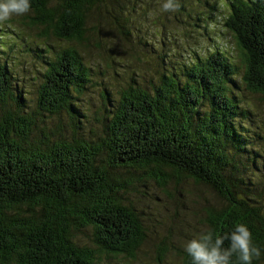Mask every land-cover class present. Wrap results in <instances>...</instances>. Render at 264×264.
Wrapping results in <instances>:
<instances>
[{"label": "trees", "instance_id": "1", "mask_svg": "<svg viewBox=\"0 0 264 264\" xmlns=\"http://www.w3.org/2000/svg\"><path fill=\"white\" fill-rule=\"evenodd\" d=\"M163 2L30 0L33 22L45 28L33 46L39 70L21 74L0 58V264H95L104 254L133 260L154 216L172 204L181 219L191 216L187 207L198 198L181 188L183 177L221 199L188 241L207 230L230 235L245 223L261 249L252 264H264V116L255 113L264 104V0H177L174 12H164ZM217 18H226L238 48H227L226 37L199 51L206 45L180 23L204 31ZM96 41L129 52L93 59ZM167 50L173 55L159 56ZM140 55L150 64L141 66ZM123 72L115 95L106 82ZM234 73L245 85L240 100L228 82ZM94 87L99 97L86 107L83 96ZM243 150L251 180L238 178V192L230 178L241 176L230 156ZM165 193L177 200L159 201ZM186 244L181 264H192Z\"/></svg>", "mask_w": 264, "mask_h": 264}, {"label": "rangeland", "instance_id": "2", "mask_svg": "<svg viewBox=\"0 0 264 264\" xmlns=\"http://www.w3.org/2000/svg\"><path fill=\"white\" fill-rule=\"evenodd\" d=\"M193 8L196 10L195 12H197L198 4L193 3ZM177 13L178 15L182 16L181 12L177 11ZM31 14L32 12L29 11L26 14L13 15L10 18L19 23L20 26L17 24H2V33L0 37V58L3 62H8L11 69H13L15 72L19 71L21 72V74H27L39 70L32 65L34 58V49L38 48L33 46L44 41V25L42 23L33 22V16ZM192 20L193 19H190V21ZM212 22V25H210V27L208 26L204 31L190 28L188 26V22L180 24L187 36L199 40L206 45L205 47H201L199 51L204 52L212 47H217L216 43H224L226 37L227 43L230 46L227 48L237 49L238 47L236 39L233 34L229 32H227V34H224L222 31V28H224L225 20L222 18H217ZM157 39H163L162 33L158 34ZM207 39L216 42L210 43L209 41H207ZM24 43L25 45H23L22 47H13V44L21 45ZM97 43L98 42L96 41L93 42V45H91L95 52L93 55V59H95L97 53L104 55L107 60H111V56L117 57L128 54L129 52V49L127 47H121L119 43H116V45L113 46L109 42L103 41V47L96 46ZM138 58L141 59L138 62H143L145 64H142L141 66H147V63H149V60L145 59V57L142 55L138 56ZM125 59L133 64L136 63L135 61L130 60L129 57H126ZM123 74L124 77L116 78L109 83L106 82L107 88H109L115 95L119 93V83L122 84L124 82V78L127 77L126 72H123ZM31 78V76L24 77V79L27 81H30ZM98 97V89L97 87H94L85 97L83 96L85 106H89L90 99L95 100ZM261 107L263 108L262 112H255L258 118L264 116V104ZM5 108H7L6 105L3 106V110ZM98 108L103 109L102 103L98 104ZM260 115L262 116L260 117ZM240 121L246 124H250L251 126L258 127V124H253V121L249 118L242 117ZM64 123L65 120L61 123V125ZM246 155V151L243 150L241 155L242 158H240L239 160L240 167L245 166V164L247 163V161L244 159ZM238 178L244 180L243 177L238 176H233L230 178V180L235 184L237 191L241 192V184ZM181 184V188L189 187L198 198V203H196L194 206L188 205L187 207V211L191 216L181 219L180 214L176 210L177 208L172 204L170 205V211H168L166 214L164 213L161 217L154 216L153 219L155 221L149 222L152 225V228L150 227V236L148 237L149 240L133 260H123L125 254H120L118 255V257H107V254H104L95 264H181V251H179V248H181L186 242H188L189 236L197 233L198 230L203 226V224L199 222V217H201V215L206 212V209L210 208L211 206H218L221 204V199L213 188L196 183L192 178L189 177H183ZM132 190H134V193L137 196H144V194L136 191V188ZM169 199L172 202H175L177 200L176 195L170 196ZM169 199L168 194L165 193L163 200L159 201L169 203ZM146 202L149 203L148 209H151L152 199H146ZM149 221H151L150 218ZM93 234L94 232H89L88 234L89 238L87 240L91 244H93V240L91 239ZM167 234L171 235L172 238H170Z\"/></svg>", "mask_w": 264, "mask_h": 264}, {"label": "clouds", "instance_id": "3", "mask_svg": "<svg viewBox=\"0 0 264 264\" xmlns=\"http://www.w3.org/2000/svg\"><path fill=\"white\" fill-rule=\"evenodd\" d=\"M30 0H0V23L8 21L13 15H23L30 11ZM161 8L164 12H174L179 8L177 0H164ZM225 240L230 245L224 247ZM185 251L191 256L192 264H233L232 257H237L236 264H252L259 259L261 249L254 246L252 232L245 223L234 226L230 235L217 234L207 230L187 242Z\"/></svg>", "mask_w": 264, "mask_h": 264}, {"label": "bare ground", "instance_id": "4", "mask_svg": "<svg viewBox=\"0 0 264 264\" xmlns=\"http://www.w3.org/2000/svg\"><path fill=\"white\" fill-rule=\"evenodd\" d=\"M197 15V13H194V18L199 22V23H203V20L201 19V18H199V17H197L196 16ZM226 19V18H225ZM224 19V20H225ZM212 21L210 20L209 22H208V26L210 27V25H212ZM229 26H228V24L225 22V24H224V28H222V31H223V33L224 34H227V32H229ZM207 41H209L210 43H215L216 41H210L209 39H207ZM170 55V56H172L173 55V51L172 50H167V51H161L160 52V54H159V56L161 57L162 55ZM178 54H179V51H178ZM145 59H147V57H145ZM198 60H199V58H197ZM231 61V60H230ZM233 78H234V84L231 82V80H228V82H229V84L231 83V85L233 86V93H234V96L238 99V100H240V98H241V95H242V93H243V95H244V92H243V89H244V83H241L240 82V75L238 74V73H234L233 74ZM108 95L110 94V92H106ZM233 147H236V146H233ZM234 151H238V149H236V150H234ZM228 155V154H227ZM229 156V155H228ZM231 161H233L234 163H235V165H238L237 167H238V171H239V176H241V177H243V179L246 181V180H249V183H250V180H251V178L249 179V175L247 174V172H246V168H245V166H243V167H240L239 166V164H238V161H237V159H239V158H242V157H237L236 156V158H235V156L233 155V152L231 153ZM258 174H260V172H257Z\"/></svg>", "mask_w": 264, "mask_h": 264}]
</instances>
